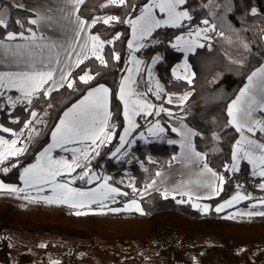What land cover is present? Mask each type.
Instances as JSON below:
<instances>
[{"label":"trees","instance_id":"1","mask_svg":"<svg viewBox=\"0 0 264 264\" xmlns=\"http://www.w3.org/2000/svg\"><path fill=\"white\" fill-rule=\"evenodd\" d=\"M148 2L126 0L124 5H111L108 0H84L79 9L82 17L93 19L107 15L120 18L109 24H104L101 19L92 27L101 39L113 41L104 47L103 58L107 63L101 64L95 57H89L72 71L70 80L73 88L65 84L49 96L36 95L32 97L31 104L24 99L11 108L6 95L19 96V92H2L0 104H4L0 122L17 133L23 129L21 136L26 139L25 152L0 163V178L4 182L21 185L24 168L34 163L39 152L48 145L63 113L100 84L107 85L111 90L112 116L109 124L115 128L112 140L101 146L91 165L93 170L109 174L111 183L126 191L127 195L122 194V201L117 206H123L125 201L137 197L158 169L169 165L178 147L168 143L143 144L138 140L131 149L132 159L119 160L112 156L120 143L125 124L123 104L118 93L130 55L131 25L120 21L138 16ZM16 5V0H0V11L6 12L8 19V26L0 28V39H5L8 31H24L27 34L28 27L35 30V25L27 23L33 13ZM184 8L190 12L191 20L177 27L156 29L138 53L146 63L159 57L154 66L156 76L163 84L159 99L148 89L157 108L171 109L178 119H184L196 130V148L206 154L210 167L224 177L219 195L205 200L212 205L210 211L203 212L193 207L191 201L164 196L158 191L137 197L142 212L106 211L85 216H77L72 209L57 206H38L25 211L16 202L0 199V264H33L35 259L33 252L24 251L14 261L9 231L72 238V249L64 254L60 264H89L90 255L80 257L79 247L93 251L101 249L105 255L111 254L120 260L124 249L133 243L155 249L160 255L159 264H264V216L238 217L229 213L230 210L217 212L213 209L239 191L251 197L242 203L243 206L264 199V189L259 187L264 177L254 175L247 162H243L238 171L230 170L232 151L239 133L227 124V106L250 73L264 64V0H186ZM253 9L256 11L253 12ZM17 19L24 21L23 28L13 23ZM204 20H208L209 25H205ZM211 25H215V30H209L205 45L189 55L195 73L193 81L189 83L175 78L172 68L183 58V53L173 47L175 37L182 32ZM117 34L119 39H114ZM116 54L120 56L119 60L114 58ZM86 71L94 77L87 84L79 79ZM188 90H192V94L183 105L164 101L168 92ZM32 111L42 122L36 123L34 131H29L24 125L29 120L36 121L31 116ZM154 116L155 113L140 116V125L134 135L144 129ZM178 119H174L173 123ZM167 134H172L169 127ZM5 135L12 137L9 133ZM217 136L219 139H216ZM257 136L264 142V132L259 131ZM56 154L61 155L62 150H57ZM4 168L9 171L4 172ZM78 172L75 170L61 175L60 181L81 188L96 185V182L87 183L79 178L73 180ZM128 179L133 180L134 188L127 184ZM181 199L186 202L178 203ZM229 214L234 218H227Z\"/></svg>","mask_w":264,"mask_h":264},{"label":"snow or ice","instance_id":"2","mask_svg":"<svg viewBox=\"0 0 264 264\" xmlns=\"http://www.w3.org/2000/svg\"><path fill=\"white\" fill-rule=\"evenodd\" d=\"M84 3V0H56V6L47 9L45 12L36 11L35 18L27 20L29 25H41L44 26H55L59 18L68 21L71 25V36L65 35L62 41L49 40L48 43H37L36 33L31 27H28L26 31L30 33V36H26L24 31L14 33L12 31L7 32V40L14 41L17 37L27 41V43L10 44L5 43L4 39H0V49H3L4 57H12L14 62L24 63L28 65L30 70L21 72H0V88H17L23 94L24 99L27 100L28 104L32 103V97L36 95L49 96L52 91L58 87H64L65 84L68 88H73V82L68 79L69 73H65L63 69L60 70L59 80L55 78L54 73L56 69L52 67L53 64H60L61 52L65 54L69 59L75 55L76 62L75 66H79L85 59H88L87 53H91V56L95 57L100 61L101 64H106L103 55L101 54L105 43L111 44L112 40H102L99 35H87L82 36L87 28H91L101 19L104 24H109L112 21H119L120 18L117 16H106L96 17L88 21L81 19L78 12L79 6ZM186 3V0H149V3L145 4L140 10V15L135 19H128L126 21H120L131 25L133 39L129 41L128 47L132 48L133 43L142 40L146 36H150L154 29L161 27V25H172L178 26L183 20H191L192 17L189 15L187 10H182L181 6ZM108 4L111 5H124L126 0H108ZM63 5V6H61ZM70 6V7H69ZM15 7L24 8V5H16ZM158 9L160 13L166 14V19H157L155 10ZM253 12L256 10L253 9ZM74 16V19H73ZM13 23L20 25L21 28L24 26V21L14 20ZM205 25H209L208 20H204ZM8 26V19L6 12L0 11V28H6ZM209 30H215V25L205 28H197L194 32L188 34L191 38L184 36L176 37V44L173 47L180 48L185 53L193 51L198 44V39L202 33L204 39H208L206 33ZM222 35V33H221ZM41 41L46 38L41 36ZM114 39H119L117 34ZM203 47L202 44L199 45ZM137 47H144L143 44H137ZM247 47V45H245ZM77 48L79 51H77ZM116 60L120 59L118 54L114 57ZM135 60V58L133 57ZM156 60L153 63H156ZM67 65V61H63ZM137 66L142 62L135 60ZM39 65V67H38ZM70 66V65H67ZM185 71L187 72V64L184 65ZM46 69V70H45ZM137 70H139L137 68ZM176 74L174 70V75ZM149 76L151 72L149 71ZM187 79L191 83L189 76L183 77L177 75V79ZM80 81L87 84L93 80L94 77L85 73L79 77ZM248 83L240 90L239 95L227 106V116L229 117L227 124L233 126L237 132L240 133V139L236 141L232 151V165L230 170H238V164L241 159L248 160L254 168L258 167V174L260 177H264V143H259L254 139L249 138L245 135L247 133H254L257 128L260 132H264V121L257 120L253 117V113L257 110H264V67H260L253 71L248 76ZM135 81L132 80L131 75L124 78V81L120 86L119 99L124 102V117L127 121V127L124 128L123 135L120 136V147L116 149V152H120V149L127 143V137L131 134L134 128L138 125L135 123V116L140 115L144 112L147 115L152 114V110L155 108L153 104L147 100L133 99V97H139L141 94L137 93L132 85ZM51 86H48V85ZM109 89L104 85L93 88L88 91L87 95L78 103L73 104L66 112H64L63 118L60 119L59 124L56 125L55 130L52 131L53 143L50 144L43 152L37 157V163L29 165L24 168L21 179L24 181L25 187H32L35 185H48L50 184L54 193V196L42 197L47 203H72L73 207H83L85 203L92 204L97 203L99 198L100 202L104 199H108L114 196L112 194L120 193L118 188H114L107 183L108 177H103V183L98 185L95 189H89L88 191H82L77 188L70 187V183L57 182V177L61 176L62 173L74 172L76 168H81L82 164L80 158L84 161L88 160L89 152L88 149H72L74 155L71 161L66 159H54L51 155L53 148L62 147L65 144L72 143L75 141H89L88 145L92 151L96 152L101 145L112 140L114 134V125L109 124L112 112L109 110L108 97ZM151 91V89H149ZM163 91L162 87L157 82L156 96L159 99L160 92ZM3 95V93H0ZM191 93H185L183 96L178 97L180 103L187 100ZM19 99V98H18ZM9 103L15 107L17 101L12 100L8 97ZM172 97L169 96L168 103L171 104ZM51 107V105L49 106ZM168 112L163 107L157 109L155 114L159 116L160 112ZM169 116L172 115L168 112ZM33 120L37 117L35 111L31 112ZM41 120H36V123H41ZM33 121L29 120L25 123L24 127L30 131H34L30 126ZM3 132H12V129L3 127L0 125ZM111 128V130H110ZM173 132L179 133L181 140L179 141L182 149V156L185 161L189 164H195L205 160V154L197 152L192 145L191 138L198 135L192 129L187 128L185 125H181V128L173 127ZM165 128L161 126L160 121L157 120L155 124L149 127L148 132L152 135L163 133ZM23 129L19 134L13 132V136L22 135ZM143 137L144 133H140ZM216 139H219L217 136ZM135 141H133L134 143ZM169 143H177V141H169ZM17 139L6 140L3 136H0V163L8 161L11 157H19L25 152L24 147H17ZM95 146V147H92ZM68 149L65 148V151ZM79 153V155H76ZM98 155L99 153L96 152ZM116 153H113L115 156ZM176 159V158H174ZM15 167V165H13ZM226 169H229L228 165H225ZM4 172L9 171L8 168L3 169ZM88 175L85 170L79 177L74 179H84ZM161 172H157L156 176H162ZM195 180L181 181L179 185L171 189L172 192L178 193L181 197H188L189 200L193 198L195 189L192 186H196V189L203 187L208 190L209 197L212 195H219L222 190L218 185L224 184V177L221 174L213 171L206 162L203 163V167L199 173L196 174ZM93 179L99 180L100 177L92 174ZM92 179L88 180L91 183ZM156 181L146 186V188H153ZM260 188L264 189V183L259 185ZM0 188H6L12 193L19 194L24 192V188H16L10 185L0 184ZM37 191H43V188H37ZM135 191V189H133ZM169 189L165 188L162 193L167 196ZM127 195V193H123ZM143 195V193H141ZM25 199H32L29 196H25ZM199 195L196 199H200ZM250 196L242 195L237 192L230 200L225 201L223 204L216 207V211L220 212L226 207H230L241 200L250 199ZM178 203H185L186 201L181 199ZM260 204L264 205V199L259 201ZM135 205L137 211H142L135 200L131 202ZM126 208L129 205H125ZM193 207L200 208L201 205L193 204ZM209 209L208 205H204L202 210L207 212ZM111 211H120V209H111ZM79 214V213H77ZM246 215H261L264 216V212H249ZM229 219L234 218L232 214L227 217Z\"/></svg>","mask_w":264,"mask_h":264},{"label":"crops","instance_id":"3","mask_svg":"<svg viewBox=\"0 0 264 264\" xmlns=\"http://www.w3.org/2000/svg\"><path fill=\"white\" fill-rule=\"evenodd\" d=\"M16 3L18 5H24L25 8H27L28 10H30L32 13H33V16L32 18H35V13L36 11H40V12H45L47 9L49 8H53L56 6V0H16ZM149 3V2H148ZM82 5V4H81ZM81 5L79 6V9L81 7ZM63 6V5H61ZM70 7V6H69ZM79 9H78V12L76 14L80 15L79 13ZM181 9L182 10H187L186 8H184V5L181 6ZM189 12V11H188ZM140 15V14H139ZM189 15H190V12H189ZM191 16V15H190ZM81 19H84L86 21H88L89 23L91 22L92 19H87V18H84L80 15ZM104 17V16H102ZM73 19H74V16H73ZM94 19V18H93ZM185 21H187V19L183 20L178 26H180L182 23H184ZM164 27H169V26H172V25H162ZM93 27V26H92ZM92 27L91 28H87L85 30L84 33H82V36H87V35H97L95 34L93 31H92ZM172 27H177V26H172ZM206 27V26H205ZM204 26L203 27H199V28H205ZM161 28V27H159ZM158 29V28H156ZM154 29V31L156 30ZM197 29V28H196ZM196 29H193L192 31H187V32H182L180 33L178 36H184L186 38H191L188 36V34L190 32H194ZM35 33H36V36H37V43H48L49 40H56V41H62L65 37V35L67 34L69 37L71 36V25L69 24L68 21H64L62 19L59 18V15H58V22L55 23V26H44L43 24L41 25H35V30H33ZM153 31V32H154ZM152 32V33H153ZM26 36H30L31 34L30 33H27L25 34ZM131 35H132V28H131ZM204 35L202 33V35L197 38L198 39V44L197 46L194 48L193 51H190V52H187L185 53L184 51H182L180 48H176V50L180 51L183 53V58L181 61L177 62L173 68H172V73L174 75V70L176 72V74L174 75L175 78H177V75L183 77L185 75L189 76V78L191 79V82L193 81L194 77H195V73H194V70L192 68V65L189 61V55L194 53L198 48H201L199 45L202 44L203 46L205 45V43L207 42V40L209 39V36H208V33H206V35L208 36V39H204ZM43 36L45 37L46 39L41 41L39 38ZM151 36V35H150ZM150 36H146L144 37L139 44H145L146 40L150 37ZM177 37V36H176ZM176 37L173 41V44H176ZM131 38V37H130ZM5 43H10V44H16V43H20V44H24V43H27V41L17 37L16 40L14 41H8L7 40V37L4 39ZM130 41V39H129ZM129 43V42H128ZM106 44V43H105ZM105 47V45H104ZM142 47H135L131 52H130V55H132L135 60H139L141 61L142 63L139 64V66H137L133 72L131 73V57L129 55V58H128V66H127V69H126V72L124 74V76L122 77V80H121V83L124 81V78L125 77H128L129 75H131V78L133 81H135V83H133L132 87L133 89L137 92V93H140L141 95L139 97H133V99H141V100H147L148 102H150L151 104H153L155 106V108L152 110V114L155 113V111L158 109L155 102H154V99L152 98V96L150 95V92L148 91V89H151V92L156 95V86H157V76H156V73H155V70H154V66H155V63H153V61L151 62H148L146 63L145 60L139 56V50L141 49ZM77 51H79V49L77 48ZM103 51H104V48H103ZM103 51H102V55H103ZM88 57H92L91 56V53H87ZM104 57V56H103ZM86 60V59H85ZM84 60V61H85ZM61 63L60 64H53L52 67L56 69V72L54 73L55 75V78L57 80H59V75H60V70L63 69V71L65 73H69L71 75L72 71L74 69L77 68V66H75V62H76V57L75 55H73L70 59L68 57L65 56V54L63 52H61ZM63 61H67V65H70V66H67ZM83 61V62H84ZM185 63L187 64V72L185 71ZM39 67V65H38ZM260 67H264V64L258 66L256 69L260 68ZM137 68L139 70H137ZM256 69H254L253 71H255ZM30 70V68L28 67V65L24 64V63H17V62H14L13 58L12 57H4L3 56V49H0V72H21V71H28ZM46 70V69H45ZM149 71L151 72V76H149ZM252 71V72H253ZM90 73V71H86L85 73ZM251 72V73H252ZM84 73V74H85ZM131 73V74H130ZM250 73V75H251ZM83 74V75H84ZM70 75L68 76V79H70ZM92 76V74H91ZM182 79V78H181ZM186 81H188L187 79H184ZM121 83H120V86H121ZM248 83V79L246 80L245 84L242 86V88ZM100 85H104L106 88H108L110 90V88L105 85V84H100ZM48 86H51L50 84ZM96 87H99L96 86ZM96 87H93V88H96ZM61 87H58L56 88L55 90L59 89ZM91 88V89H93ZM241 88V89H242ZM90 89V90H91ZM240 89V90H241ZM10 90H14V91H17L19 92L20 95L23 96V94L19 91V89L17 88H0V93L3 92V91H10ZM53 92V91H52ZM88 93V92H87ZM86 93V95H87ZM185 93H191L192 94V90H188V91H184V92H168L166 93V96H165V102L168 103V98L169 96L172 97V105H183L184 103L187 102V100L189 99V97L191 95L188 96L187 100H185L183 103H180L178 97L180 96H183ZM240 91L238 92L237 95H239ZM84 95V96H86ZM118 95H120V88H119V93ZM236 95V96H237ZM84 96L79 99L76 103H78L80 100H82L84 98ZM236 98V97H235ZM234 98V99H235ZM233 99V100H234ZM232 100V101H233ZM231 101V102H232ZM122 104H123V114H124V102L121 100ZM230 102V103H231ZM74 103V104H76ZM108 106H109V110L111 111V90L109 91V97H108ZM72 107V106H71ZM69 107V108H71ZM68 108V109H69ZM157 108V109H156ZM161 108V107H159ZM67 109V110H68ZM66 110V111H67ZM168 112H171L172 115L169 116L168 112H160L159 116H157L155 114L154 118L151 119L145 126L144 129H142L141 131H139L136 135H134V133L136 132V130L138 129L139 127V117L142 116V115H145V116H150V115H147L145 114L144 112H141L140 115L138 116H135V123L138 125L137 128H134L132 130V133L127 137V143L125 144V146L123 148L120 149V152H116V149L120 147V143L119 145L117 146V148L115 149L114 153H116V155L114 157H117V159H119V153H127V152H130L131 153V149L136 145L137 141L138 140H141V136H140V133H144V136H147L148 138H151V137H156V136H164L165 139L167 140L166 143L168 144H171V145H176L178 147V150L177 152L173 155L172 157V160L171 162L169 163V165H167L166 167H162L160 169H158L157 172H161L163 175L162 176H156L147 184H152L153 181H156V184L153 188H146V186H144L142 189H146L147 193H143V195L145 194H148L150 192H154V191H158V192H161L163 193L164 192V189L165 188H168L170 191L168 193L167 196H172V197H181L178 193H174L171 191V189H173L174 187H176L177 185L180 184L181 181H188V180H195L197 178V173H199L200 169L203 167V163L206 162L207 163V160H206V154L204 152H201L199 151L197 148H196V145H195V137L196 136H193L191 138L192 140V145L193 147L195 148V150L197 152H200L202 154H205V160L204 161H201V162H196L195 164H189L187 161H185L183 159V156H182V149H181V145L179 143V141L181 140V136L179 135V133L177 132H173L171 129L173 127L175 128H181V125H185L187 128H190L192 129L194 132H196V130L194 128H192L184 119H178L179 117L174 115V112L171 110V109H167ZM65 111V112H66ZM64 115V113H63ZM63 115L61 118H63ZM253 117L257 120H263V117H264V110H260V109H257L254 113H253ZM60 118V119H61ZM174 119H178V122L176 123H173V120ZM124 120H125V117H124ZM159 120L160 121V124L162 127L165 128V131L163 133H158L157 135H152L151 133L148 132V129L149 127H151V125L155 124L156 121ZM60 122V120H59ZM58 122V124H59ZM110 123V121H109ZM127 127V121L125 120V124H124V128ZM170 128L171 130V135H168L167 134V128ZM124 128L122 130V133L121 135H123L124 133ZM55 130V128H54ZM53 130V131H54ZM259 132V129L257 128V130L254 132V133H247L245 132V135L249 136V138L251 139H254L256 140L257 142L259 143H264L262 140H260L257 136V133ZM239 133V132H238ZM0 136H3L2 134H0ZM4 139L7 140V138L5 136H3ZM113 138V137H112ZM12 139H15V138H11L10 140ZM240 139V133L238 135V138L237 140ZM236 140V141H237ZM52 141V142H51ZM133 141H135L133 143ZM169 141H177V143H169ZM53 143V140H52V135H51V140L50 142L48 143V145L45 147L47 148L50 144ZM85 143H90L89 141H75V142H72L70 143V146L72 145H76V144H85ZM108 143V142H106ZM236 144V142H235ZM69 146V147H70ZM55 148L52 149V152H51V155L53 154ZM128 150V151H127ZM42 150L39 152L41 153ZM55 154V153H54ZM54 154L52 155V157L54 156ZM113 156V154H112ZM176 158V159H174ZM121 160V159H119ZM243 162H247L252 170L254 171V173H258L259 172V168L256 167L254 168V166L246 159H241L239 164H238V170L240 169L241 167V164ZM37 163V162H36ZM34 163V164H36ZM233 163V161H232ZM231 163V165H232ZM208 164V163H207ZM208 166L210 167V165L208 164ZM26 168V167H25ZM213 171H215L212 167H210ZM238 170H235V171H238ZM232 171V170H231ZM217 172V171H215ZM218 173V172H217ZM66 174L65 172L62 173V175ZM219 174V173H218ZM258 175V174H256ZM259 176V175H258ZM0 180H2L0 178ZM3 181V180H2ZM61 183H67V182H63V181H60ZM21 183L23 185L24 182L21 180ZM217 185L222 188V185H219V181L216 182ZM15 185V184H14ZM18 186V185H17ZM74 185H71L70 187H72ZM112 187L114 188H118L120 190V193L123 194V193H126L125 190L117 187V186H113L111 185ZM76 186H74L73 188H75ZM194 189H195V193L193 195V198L191 200L188 199V197H181V198H184L186 199L187 201H198V202H201V201H205V200H208V199H211V198H214L215 196L217 195H212L209 197V193H208V190L206 188H203V187H200L198 189H196V186H192ZM1 189H6V188H1ZM81 189H86V188H81ZM88 189V188H87ZM119 193V194H120ZM220 193V192H219ZM141 195V191L138 192V196L137 197H140V196H143ZM199 195L201 198L200 199H196V196ZM136 197L135 198H132L131 200L127 201L123 206H120L119 209L120 211H126V212H133V211H136V212H142L143 209L141 208L142 211H137L136 208H126L125 205H129V203H131V201L134 199L137 203H139L140 201L138 200V198ZM233 197V196H232ZM231 197V198H232ZM231 198L227 199V200H230ZM225 200V201H227ZM259 200H256L252 203H250L248 206H243L242 203L246 200H241L239 201L238 203L236 204H233L232 206L230 207H226L224 208L222 211L220 212H223V211H229V213H232L234 215H239V216H249V215H246V213H249L250 210H254L256 208H262L264 207V205L260 204ZM225 201L219 203L218 205H221L223 204ZM216 205L215 207H213V209H216V207L218 206ZM110 211V210H109ZM120 211H113V212H120ZM106 212V211H105ZM251 212H256V211H251ZM261 212H264V211H261ZM253 216V215H251Z\"/></svg>","mask_w":264,"mask_h":264},{"label":"rangeland","instance_id":"4","mask_svg":"<svg viewBox=\"0 0 264 264\" xmlns=\"http://www.w3.org/2000/svg\"><path fill=\"white\" fill-rule=\"evenodd\" d=\"M155 14H156L157 19H166V14L160 13L158 9L155 10ZM136 17H134L133 19H135ZM161 27H164V26L161 25ZM132 39H133V33L131 35L130 40H132ZM140 41L141 40H138V41L133 43V47L129 48L130 52L137 46V44L140 43ZM131 56L132 55H130V57ZM136 67H137V65H136L135 60L133 59V56H132L131 57V67H130L131 73L133 72V70ZM88 74L91 75L89 72H88ZM156 82H158L159 85L163 88V84L159 81L158 78H157ZM8 97H11L12 100L17 101L16 105L23 102V100H24V97L22 95H19V96L11 95V96H9L7 94L6 95L7 104H9V106L11 108H14V107L9 103ZM3 104L4 103L0 104V111L3 108ZM35 120H40V119L38 117H36ZM0 125H2L3 127H6L1 122H0ZM35 125H36V121L33 122L30 127L32 129H35ZM6 128H8V127H6ZM13 132L17 133L15 130L12 129V132H7V133L11 134L12 137H7L5 135L6 132H3L2 128H0V134L4 133L2 135L5 136L7 138V140H10L11 138H15L18 141L17 147H25L26 139L22 138L21 135L13 136ZM17 134H19V133H17ZM140 139H141V142L143 144H149L152 142H160V143H166L167 142V140L165 139L164 136H156V137H151V138H148L147 136H143ZM89 144L90 143L76 144V145L70 146V143H68V144L63 145L62 147L55 148V150L53 152V154L55 153L53 156L54 159L63 158V159H66L68 161H71L73 159V155H74L72 149H86V148L88 149V152H89L88 160L84 161L82 157L80 158V162L82 164V167L75 169L79 172L77 175L75 174L74 177H79L86 170L88 172V175L85 176L83 180L88 183V180L92 179V182H96V185H94L88 189L87 188L81 189V187H77V186L75 187V188L80 189L82 191H88L89 189L97 188L98 185L103 183V177H108L109 179H108L107 183L109 185H113L111 183V176L109 174H106V173L104 174L103 172H99V171L92 169L91 161L93 158L96 157V155H97L96 152H99L102 145L98 149H96V152H94L91 150V148L88 147ZM92 147H95V146H92ZM65 148L68 150L65 151ZM44 149L42 150V152L44 151ZM60 149L62 150V154L61 155L56 154V151L60 150ZM39 155H40V153L38 154V156ZM76 155H79V153H77ZM118 155H119L118 156L119 159H126V158L132 159L133 158L132 153H130V152H127V153L123 152V153H119ZM36 162H37V160L34 163H36ZM34 163H32V164H34ZM32 164H30V165H32ZM230 168H231V165H230ZM65 173L68 174L67 172H65ZM93 173H95L96 176L100 177V179L99 180L93 179L92 178ZM22 174H23V172H22ZM56 179H57V182H60V176L57 177ZM0 184L10 185V186H14L16 188H24L25 189L24 192L16 194V193H12V192L8 191L7 189H1L0 188V199L16 202L25 211L34 210L38 206H48V207L57 206V207L70 208L73 210V212L77 216H85V215L90 214V213H100V212H105V211H109V210L111 211V209H119V206H117V203L122 201L121 200L122 194L117 193V194H112V196H114V199L112 197H109L108 199H104L102 202H100V200L98 198L97 203H92V204L85 203L83 207H73L72 203H64V204L51 203L50 204V203H47L44 199H42V197H45V196H48V197L54 196V193H53V190H52V187L50 184H48V185H35L32 187H28V188H26L25 185H23L22 183H21V185L17 186L14 184L6 183L2 180H0ZM127 184L131 185L134 188L133 180L128 179ZM71 185L72 184H70V186ZM113 186H115V185H113ZM41 187L43 188V191H37V188H41ZM72 187H74V186H72ZM140 191H141V193H147L146 189H141ZM239 192L242 195H245L243 193V191H239ZM25 196H29L32 199H25L24 198ZM135 199H136V197H135ZM127 201H129V200H127ZM127 201H125V203ZM192 203L201 205V207L198 208L201 211H203L202 208L204 205L209 206L208 211H210V209L212 208V205L205 202V201H201V202H198V201L193 202L192 201ZM137 204L139 205V207L141 209L142 208L141 203L139 202ZM129 208L130 209L135 208V205H132L131 203H129ZM195 208H197V207H195ZM251 211L261 212V211H264V207H262L261 209L260 208H256L254 210L252 209V210H250V212ZM203 212H205V211H203ZM77 213H79V214H77ZM237 216L242 217L239 215H237ZM245 217H247V216H245ZM9 235H10V239L12 241V246H13L12 256H13L14 261L18 260L21 252L31 251L35 255V259H34L33 264H60L62 259L65 257L64 254L70 252V250L72 249V244H71L72 238H70V237L62 238L58 235H52V234H48V233L42 234V235H33L31 233H28V232H16V231H9ZM82 243H85V241H82ZM100 245H103V244L101 243ZM77 250H78V255L80 257H82V256L86 257V256L90 255L89 264H98L97 263L98 261H99V264H119L120 262H125V264H127V263L128 264H159V258H160L159 253L155 249L143 248V247H141V245L139 243H133L130 246L126 247L124 249V253L120 257V260L114 258V256L111 254L105 255L101 249H96L95 251H93L91 249L87 250V249H83V248L79 247V248H77ZM131 258H133V260H131Z\"/></svg>","mask_w":264,"mask_h":264}]
</instances>
